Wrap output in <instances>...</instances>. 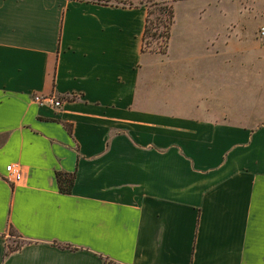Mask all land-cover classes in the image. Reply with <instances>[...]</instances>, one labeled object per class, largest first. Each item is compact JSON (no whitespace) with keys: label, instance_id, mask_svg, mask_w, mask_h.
<instances>
[{"label":"crops","instance_id":"0c3cea01","mask_svg":"<svg viewBox=\"0 0 264 264\" xmlns=\"http://www.w3.org/2000/svg\"><path fill=\"white\" fill-rule=\"evenodd\" d=\"M140 1L0 0V264H264V106L255 122L214 116L206 0H184L165 52L144 48ZM242 61L263 91L264 56ZM58 171L75 172L71 193Z\"/></svg>","mask_w":264,"mask_h":264},{"label":"rangeland","instance_id":"374dc122","mask_svg":"<svg viewBox=\"0 0 264 264\" xmlns=\"http://www.w3.org/2000/svg\"><path fill=\"white\" fill-rule=\"evenodd\" d=\"M102 1L130 5L131 2L138 3L140 0ZM205 2L206 6L210 4L209 8L213 11L212 19H206L205 24H215V26L220 28L221 46L223 47L220 51V56L222 57L220 80L213 82L214 86L211 88H206L207 96L217 105L215 108L219 111L214 116L216 115V118L226 120L230 118L244 120L246 116L247 119H251L254 122L258 121L261 117L260 110L264 106V90L262 91L260 87L262 82L253 79L247 82L244 74L245 72L258 73L259 68L263 67L246 65L242 58L264 56V49L260 48L263 41L256 36L259 29L264 26V0H206ZM188 7L184 6V0L174 4L175 23L173 24V33L176 36L183 33L181 15ZM157 16H159L158 20ZM162 17L163 15L158 11L151 15V29L144 43L146 51H166L167 39L163 23L165 21L161 20ZM230 22L237 25L238 37L235 40L236 45L232 42L231 45L227 46L228 31L226 28ZM154 32H157L155 36L152 35ZM233 45L236 47H232ZM248 86L249 89H252L253 97L245 104L244 90ZM230 103L235 110L233 112H230Z\"/></svg>","mask_w":264,"mask_h":264},{"label":"trees","instance_id":"16d2710c","mask_svg":"<svg viewBox=\"0 0 264 264\" xmlns=\"http://www.w3.org/2000/svg\"><path fill=\"white\" fill-rule=\"evenodd\" d=\"M100 1L102 3H109L106 1H102V0H97ZM178 0H141L140 3H143L147 6L148 8V15L146 18V26H145V31H144V43L146 40V37L148 36L151 26L150 24L152 23L151 20V15L155 12L158 11L159 13H161L163 15V17L161 18L162 21L164 23L165 26V36L167 39V45L169 43L170 37H171V32H172V26L174 24V17H175V12H174V4L175 2ZM113 4V3H110ZM119 5V4H117ZM133 3L131 2L130 6H132ZM154 7V8H152ZM159 19V16H157V20ZM157 32H154L152 35H156ZM166 45V47H167ZM68 127V129L71 131V126L70 125H66ZM57 181H58V185H59V189L61 192L63 193H71L72 192V188H73V184H74V180H75V172H61L58 171L57 174ZM13 232V230H12ZM14 233V232H13ZM22 244L18 243L15 247H9L6 250V254L8 252H10L11 250L17 249L19 247H21ZM106 264H111L110 261H106Z\"/></svg>","mask_w":264,"mask_h":264},{"label":"built area","instance_id":"2783aa9c","mask_svg":"<svg viewBox=\"0 0 264 264\" xmlns=\"http://www.w3.org/2000/svg\"><path fill=\"white\" fill-rule=\"evenodd\" d=\"M260 37H264V26H262L259 29ZM74 95L68 96V98H73ZM32 99L34 102L40 105H50L54 107H60L62 105V99L59 98V96L55 93L51 94H40V93H34L32 95ZM7 174L5 175V178L12 182L17 183L22 180V168L20 164L13 163L6 166Z\"/></svg>","mask_w":264,"mask_h":264}]
</instances>
